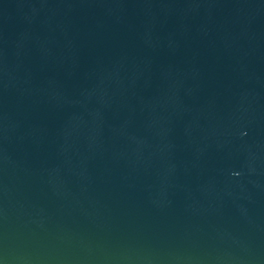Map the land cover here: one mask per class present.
I'll use <instances>...</instances> for the list:
<instances>
[{"label":"water","instance_id":"95a60500","mask_svg":"<svg viewBox=\"0 0 264 264\" xmlns=\"http://www.w3.org/2000/svg\"><path fill=\"white\" fill-rule=\"evenodd\" d=\"M0 264H264V0H0Z\"/></svg>","mask_w":264,"mask_h":264}]
</instances>
